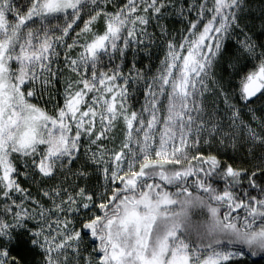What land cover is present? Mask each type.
Listing matches in <instances>:
<instances>
[{
    "label": "snow or ice",
    "instance_id": "6c2138e0",
    "mask_svg": "<svg viewBox=\"0 0 264 264\" xmlns=\"http://www.w3.org/2000/svg\"><path fill=\"white\" fill-rule=\"evenodd\" d=\"M243 12L0 0V264L264 257V38ZM158 43L154 71L126 63Z\"/></svg>",
    "mask_w": 264,
    "mask_h": 264
},
{
    "label": "trees",
    "instance_id": "16d2710c",
    "mask_svg": "<svg viewBox=\"0 0 264 264\" xmlns=\"http://www.w3.org/2000/svg\"><path fill=\"white\" fill-rule=\"evenodd\" d=\"M180 2L188 4V3H192L193 0H180ZM262 12H264V0H244L243 15H245V17L248 20L253 21L255 23L257 39L264 38V34H261L260 29H259V23H260ZM193 15H194V12H193ZM166 23L173 30L179 29L180 27H182V17L176 15L175 12L173 11L172 15H170L167 18ZM152 30L153 29L151 28L149 29V31H152ZM162 56H163L162 45H159L158 43L157 45H153L150 47V52H145L143 50V47H141L139 50L135 52V56L133 54V51L129 50L126 56V63L130 64L131 61L135 58V60L138 61V63L136 64V67L144 68V67L151 65L154 71L155 68L159 64V59L162 58ZM125 71H127V68H125ZM142 101H143V96L141 95V89L137 88V91L135 95L133 96V103L135 104V107L139 108L140 103ZM233 155H235V153H233V151L229 148L228 156H233ZM20 180L26 186H29L31 191L35 192V188L28 185V182L24 180L23 176H20ZM35 251H36V255L34 259L32 256H29V259L33 260V264H35V260H38L40 258V254L42 252V250L40 249H36ZM15 254L16 253L14 251L13 255ZM247 260H248V264H264V257L262 256L247 257Z\"/></svg>",
    "mask_w": 264,
    "mask_h": 264
},
{
    "label": "rangeland",
    "instance_id": "374dc122",
    "mask_svg": "<svg viewBox=\"0 0 264 264\" xmlns=\"http://www.w3.org/2000/svg\"><path fill=\"white\" fill-rule=\"evenodd\" d=\"M57 99H62V97L61 96H57ZM24 178V177H23ZM17 231H22L21 229H17Z\"/></svg>",
    "mask_w": 264,
    "mask_h": 264
}]
</instances>
